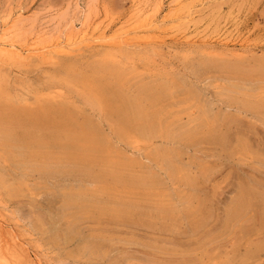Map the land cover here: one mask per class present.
Returning <instances> with one entry per match:
<instances>
[{
  "label": "rangeland",
  "instance_id": "1",
  "mask_svg": "<svg viewBox=\"0 0 264 264\" xmlns=\"http://www.w3.org/2000/svg\"><path fill=\"white\" fill-rule=\"evenodd\" d=\"M178 1L0 0V222L37 264H264V0ZM82 29L113 39L33 49Z\"/></svg>",
  "mask_w": 264,
  "mask_h": 264
},
{
  "label": "bare ground",
  "instance_id": "2",
  "mask_svg": "<svg viewBox=\"0 0 264 264\" xmlns=\"http://www.w3.org/2000/svg\"><path fill=\"white\" fill-rule=\"evenodd\" d=\"M179 3V1L178 0H176V2H175V5L176 4H178ZM174 5V6H175ZM6 27V26H5ZM74 32V31H73ZM90 35V34H89ZM11 36V35H10ZM67 36V35H66ZM91 36V35H90ZM14 37V36H13ZM12 36H11V38H13ZM39 37V36H38ZM106 37H108V36H106ZM56 38V37H55ZM10 39V38H9ZM42 39V38H41ZM54 39V38H53ZM109 40V39H113V38H111V37H108V38H105V37H102V35H101V37H98V38H95V37H93V36H91V37H89V36H87V34H86V30L85 29H82L81 31L79 30V32L77 31L76 33H73V34H70V35H68L67 37H66V42L65 43H60V42H55V40H50V41H48V42H44V41H38V40H40L39 38L37 39V41H36V43H33L32 45H33V49H37V50H39V51H42V50H45V49H51V48H55V50H57V52H59V53H63V52H65V51H69L73 46H78V45H80V44H83L84 46H87L88 47V45L90 44V46H92L91 44L93 43V42H95V41H98V42H101V40ZM106 40L104 41V42H106ZM11 40H0V60H2L3 61V59H5L6 58V60L9 58V62H11V59H13L16 55L18 56V53L20 52L19 51V49H18V51L16 52V50L15 49H13V47H14V43H16L15 42V40H14V42H10ZM13 41V40H12ZM18 42V41H17ZM97 44V43H96ZM95 44V45H96ZM126 44V43H125ZM125 44H123V45H125ZM130 44V43H129ZM128 44V45H129ZM122 44H120V46H121ZM122 45V46H123ZM132 45V44H131ZM121 46V47H122ZM15 48V47H14ZM74 48V47H73ZM72 48V49H73ZM44 52V51H43ZM30 53V52H29ZM33 53V52H32ZM20 54V53H19ZM64 54V53H63ZM57 55H59V54H57ZM69 55H67V57H68ZM22 57V56H21ZM52 57V56H51ZM54 57H55V55H54ZM17 58V57H16ZM23 59H25V57H22ZM39 58V57H38ZM15 59V58H14ZM18 59H19V57H18ZM8 61H6V62H4V63H7ZM19 61V60H18ZM18 61L16 62V63H18ZM21 61H22V59H21ZM14 62V61H13ZM0 64H1V62H0ZM8 64H10V63H7V65ZM15 64V63H14ZM13 64V65H14ZM13 65H11V66H13ZM71 66V65H70ZM249 66H250V64H249ZM72 68V67H71ZM35 70V69H34ZM37 70V69H36ZM70 70V69H69ZM258 70V69H257ZM71 71V70H70ZM69 72V71H68ZM33 73V72H32ZM56 75V74H55ZM74 75H76V74H74ZM254 75V74H253ZM2 79V76H0V80ZM10 82V81H9ZM1 85V84H0ZM8 85V84H7ZM92 85V84H91ZM90 86V85H89ZM49 88V87H48ZM246 89V88H245ZM49 90V89H48ZM89 94V93H88ZM44 95V94H43ZM197 95V94H196ZM46 97V96H45ZM134 96H132V98H133ZM2 98V97H1ZM199 98V97H198ZM4 99V98H3ZM26 99V98H25ZM250 99V98H249ZM6 100V99H5ZM14 99H12V101H13ZM20 100H22V99H20ZM85 100V99H84ZM11 101V100H10ZM15 102H17L16 100H14ZM22 102V101H21ZM87 104V103H86ZM41 105V104H40ZM252 105V104H251ZM34 107V106H33ZM79 107V106H78ZM124 107V106H123ZM241 107V106H240ZM257 108V107H256ZM259 108V107H258ZM7 109H9V108H7ZM27 109V108H26ZM252 109V108H251ZM255 109V108H254ZM3 110H4V108H3ZM28 110V109H27ZM123 110V109H122ZM8 112V111H7ZM15 112V111H14ZM27 112V111H26ZM26 112H23V115H24V113H26ZM219 112V111H218ZM239 112V111H238ZM10 113V112H9ZM8 113V116L10 115ZM11 113H13L12 111H11ZM17 113V112H16ZM14 115H15V113H13ZM17 115V114H16ZM15 115V116H16ZM251 115V114H250ZM8 116H6V117H8ZM15 116H11L10 115V119H12L13 120V118L15 117ZM22 116V115H21ZM1 117V116H0ZM12 117V118H11ZM23 117V116H22ZM246 117V116H245ZM238 118V117H237ZM8 119V118H7ZM7 119H5V117H3V122L4 121H6ZM10 119L9 120H7V121H10ZM14 119H16V117L14 118ZM19 119V118H18ZM26 119V118H25ZM260 119V118H259ZM1 120V119H0ZM238 120V119H237ZM241 120V119H240ZM256 120H258V119H256ZM6 121V124L7 123H9V122H7ZM18 121H20V120H18ZM248 121V120H247ZM13 123V121H10V123ZM28 122V121H27ZM5 123V122H4ZM1 124H3V123H1ZM13 125V124H12ZM3 126H5V124L4 125H2V126H0L1 127V129H4V128H2ZM8 126V125H7ZM9 126L11 127V125L9 124ZM34 126V125H33ZM24 127V126H23ZM42 127V126H41ZM76 127H78V126H76ZM239 127V126H238ZM5 130V129H4ZM6 130H9V129H6ZM24 130V129H23ZM200 130V129H199ZM29 132V131H28ZM0 133L2 134V131L0 130ZM23 133V132H22ZM30 133H32L31 131H30ZM34 134V133H33ZM6 135H7V137H11V134H10V132H8V133H6ZM29 135V134H28ZM30 136H32V135H30ZM197 136V135H196ZM26 137H27V135H26ZM25 137V138H26ZM129 137V136H128ZM29 138V137H28ZM120 138V137H119ZM3 139H5V138H3ZM27 139V138H26ZM17 140V139H16ZM29 140V139H28ZM31 141H32V139H30ZM35 140V139H34ZM110 141V140H109ZM244 141V140H243ZM33 142H35V141H33ZM245 143V142H244ZM247 144V143H246ZM31 145H33V144H31ZM135 145V144H134ZM29 147V146H28ZM4 149H6V148H4ZM36 149V148H35ZM7 150V149H6ZM38 151V150H37ZM238 152V151H237ZM88 154V153H87ZM237 155H238V153H237ZM114 156V155H113ZM88 157V156H87ZM255 157V156H254ZM34 158V157H33ZM49 159V158H48ZM47 159V160H48ZM43 163H45V162H43ZM50 163V162H49ZM30 164V163H29ZM46 164V163H45ZM44 164V165H45ZM31 165V164H30ZM34 165H36V164H34ZM37 165H39L38 163H37ZM26 166H28V165H26ZM41 166V165H40ZM47 166V165H46ZM116 167V166H115ZM30 170H32V169H30ZM44 171H46V172H50L48 169H46V170H44ZM35 180V179H34ZM78 181V180H77ZM4 182H5V180H4ZM93 182V181H92ZM3 183V179L1 178V176H0V184H2ZM6 183V182H5ZM8 184V183H7ZM89 184V183H88ZM90 185V184H89ZM18 186V185H17ZM115 186V185H114ZM13 187H11L10 189H12ZM125 188V187H124ZM10 191V190H9ZM2 193V192H1ZM83 195V193H72V194H70V195H68L67 196V198L65 199V204H71V203H73V202H76V200L77 199H79L80 198V196H82ZM82 199V198H81ZM12 202V201H11ZM80 202V201H79ZM194 209V208H193ZM228 215V214H227ZM17 216V215H16ZM2 217V216H1ZM7 218V217H6ZM10 218V217H9ZM62 218V217H61ZM1 220V219H0ZM16 220V219H15ZM6 223V222H5ZM43 223V222H42ZM4 224V223H3ZM27 224H28V222H27ZM8 225V224H7ZM45 225V224H44ZM12 226V225H11ZM13 229H14V226H13ZM16 229V228H15ZM31 231V230H30ZM16 232H17V230H16ZM26 233V232H25ZM28 233V232H27ZM29 234V233H28ZM17 238H18V235L15 233V232H11V231H8V230H5L4 229V227L2 226V223L0 222V264H37L36 263V261L34 262L32 259H31V257H30V255H29V253L26 251V250H23L20 246L21 245H19V243H18V240H17ZM26 238V237H25ZM27 239V238H26ZM27 247V246H26ZM251 248V247H250ZM32 250V249H31ZM36 254V253H35ZM35 260V259H34Z\"/></svg>",
  "mask_w": 264,
  "mask_h": 264
}]
</instances>
